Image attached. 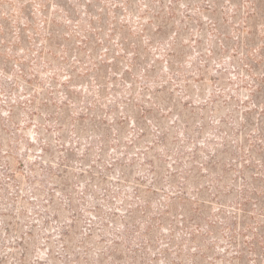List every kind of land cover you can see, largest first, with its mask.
I'll use <instances>...</instances> for the list:
<instances>
[{
    "label": "rangeland",
    "instance_id": "obj_1",
    "mask_svg": "<svg viewBox=\"0 0 264 264\" xmlns=\"http://www.w3.org/2000/svg\"><path fill=\"white\" fill-rule=\"evenodd\" d=\"M0 264H264V0H0Z\"/></svg>",
    "mask_w": 264,
    "mask_h": 264
}]
</instances>
